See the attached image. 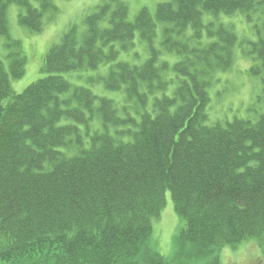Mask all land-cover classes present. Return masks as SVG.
<instances>
[{"label": "trees", "instance_id": "obj_1", "mask_svg": "<svg viewBox=\"0 0 264 264\" xmlns=\"http://www.w3.org/2000/svg\"><path fill=\"white\" fill-rule=\"evenodd\" d=\"M8 4L34 34L59 13L54 0H0L8 49V65L0 60V264H166L150 240L167 192L185 260L262 237V124L208 125L207 89L236 45L253 61L250 75L264 74V0H163L154 16L144 7L132 20L125 0H100L82 31L70 25L49 46L43 76L19 93L10 80L23 76L26 57L8 38ZM235 17L254 38L238 41ZM159 31L163 51L153 46ZM136 36L147 59L115 61ZM110 62L103 88L116 98L72 88L63 75ZM191 190L202 207L217 200L199 209Z\"/></svg>", "mask_w": 264, "mask_h": 264}, {"label": "rangeland", "instance_id": "obj_2", "mask_svg": "<svg viewBox=\"0 0 264 264\" xmlns=\"http://www.w3.org/2000/svg\"><path fill=\"white\" fill-rule=\"evenodd\" d=\"M100 0H54L59 8V13L51 15L49 19L45 18L42 23V29L39 33H30L24 28L18 19V7L15 4H8L6 8V24L8 38L13 42L17 39L20 41L23 49L22 52L26 57L24 74L19 79H11L10 84L14 93L21 92L27 85L42 77L43 74L39 70L42 64L43 56L52 43L58 42L59 38L65 33L70 25H76L79 31L84 29L83 16L84 14ZM129 9V19L132 20L134 15L141 9L146 8L152 16L155 13L156 4L163 0H125ZM34 6H39L33 3ZM5 15V13H4ZM230 21V20H229ZM232 22V21H230ZM233 25L238 36V41L247 38H254L245 28V23L241 17L233 18ZM241 36V37H240ZM161 32H157L153 40V46L160 49ZM6 38L0 35V60L5 66L8 65L6 54L8 49L5 46ZM161 59L174 63L176 58L174 55L162 53ZM148 57V51L143 42L137 36L134 40V46L128 52L120 51L115 57V61H129L132 64H141ZM253 61L248 57H242L241 51L236 45V52L228 69L224 71H216L214 79L210 83L208 91L210 103L207 108L208 120L213 122L216 118L231 119L234 115L243 116L241 110L237 108L248 107L249 118L254 121L256 115L260 111H264V92L257 78L249 73V68ZM115 69L114 63H101L96 69L78 71L79 74L74 75V72L64 73L63 75L75 84L81 82L89 84L86 80L88 76L99 78L107 74L108 70ZM94 93L103 95H113L102 84H92ZM259 115V114H258ZM172 203L169 193L166 195V205L162 209L161 217L152 224L151 246L154 249V255L157 252L164 256L166 264H264V243L260 240L251 239L239 243L236 247H222L221 249H210L202 251L198 258H190L185 260L181 254L184 247L175 244L176 235L181 227L179 216L172 210ZM171 209L172 213L166 216V210ZM157 251V252H156ZM130 264V263H125Z\"/></svg>", "mask_w": 264, "mask_h": 264}, {"label": "bare ground", "instance_id": "obj_3", "mask_svg": "<svg viewBox=\"0 0 264 264\" xmlns=\"http://www.w3.org/2000/svg\"><path fill=\"white\" fill-rule=\"evenodd\" d=\"M83 21V20H82ZM223 21H225V22H228V23H230V21L228 20V19H223ZM76 26V25H75ZM60 39V38H59ZM235 52H236V47H233L232 48V57H234V54H235ZM241 55H242V57H243V59H244V57H246V55L245 54H243V53H241ZM88 70V68H82V66H81V70H77V71H74V75H77V74H79L78 73V71H81L82 73H83V71H87ZM90 70V69H89ZM112 70H114V69H112ZM102 77H103V74L102 75H100L99 76V78H96V77H93V76H88L87 78H86V80H87V82L89 83V84H83V83H81V82H76L75 84H72V83H74L72 80H70L69 78L67 79L71 84V87L73 88V87H80V86H83V87H87L88 89H90V91L92 92V93H94V90H93V86H92V84H102V86H103V84H104V82H103V80H102ZM106 77V76H105ZM253 77H255V78H257L258 79V81H259V83H260V85L262 86V90H263V92H264V74L262 75V74H260V76H258V75H253ZM95 94V93H94ZM245 105H243L242 107L243 108H237V111H239V110H241V113H245L246 112V114H244L243 116H236V115H234L231 119H228V118H224V120H223V124H226V123H232L233 121H235V120H238V121H245V122H250V124H254V123H256V125L257 124H262V132H264V124H263V122H264V111L261 113L260 111H258L259 113V115L257 114L255 117H256V119L254 120V121H252L250 118H249V116H248V113L250 112L249 110H248V107H244ZM220 117H222L221 116V114H220V116L218 117V115H216V118H215V120L213 121V122H209V120H207L208 122H209V124L208 125H211V124H216V123H218L221 119H218V118H220ZM207 122V123H208ZM255 125V126H256ZM255 126H253V127H242L244 130H246V131H249L250 133L251 132H253V130H254V128H255ZM228 128L226 127V126H223L222 125V128H221V131H224L225 133H227V134H224L225 136H227V135H229L230 133L228 132V130H227ZM167 193H169V195H170V198H171V203H172V210L176 213V208H175V205H174V203H173V199H172V194H171V192H167ZM167 193H165L164 194V205H163V208L165 207V205H166V195H167ZM190 197H191V199L193 200V202L198 206V208L199 209H205L206 207L208 208V207H211V206H213L214 204H215V202H216V198H212V200H209V199H205V200H203V207H202V197H200V195H199V192H195V191H192L191 190V193H190ZM177 202H180V201H178L177 200ZM213 204V205H212ZM259 206V208H258V213L259 214H262V205L260 204V205H258ZM162 208V209H163ZM162 209H161V211H160V214H161V212H162ZM172 210L171 209H167L166 210V216H169L170 215V213H172ZM159 214V216H158V219L157 220H159L160 219V217H161V215ZM236 229V225H235V223H231V225H229L228 226V228H227V230H228V232L229 233H232L234 230ZM262 237H264V234L262 235Z\"/></svg>", "mask_w": 264, "mask_h": 264}]
</instances>
